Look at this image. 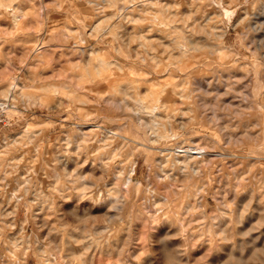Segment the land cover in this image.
I'll return each mask as SVG.
<instances>
[{
    "label": "rangeland",
    "instance_id": "374dc122",
    "mask_svg": "<svg viewBox=\"0 0 264 264\" xmlns=\"http://www.w3.org/2000/svg\"><path fill=\"white\" fill-rule=\"evenodd\" d=\"M149 33L190 36L199 45L182 57L156 39L153 49L142 46ZM253 53L264 64V0H0V264H161L153 241L162 232L146 219L160 195L171 204L163 264L237 263L227 243L189 250L184 221L176 220L181 213L193 234L202 224L211 231L231 228L264 245V185L249 176L264 172V161L232 156L251 148L248 140L227 147L255 124L228 119L246 107L254 81L245 69ZM99 58L124 65L102 75L87 72V63ZM118 84L147 99L166 84L185 98L169 103L174 117L137 121L106 98L112 90L122 95ZM209 106L228 111L210 121ZM181 150L197 156H186L184 168L172 162ZM182 169L183 184L164 180V171ZM73 186L78 190L70 192ZM181 200L187 212L178 211ZM217 209L231 215L216 216ZM125 215L130 224L109 236ZM70 247L78 255H67ZM262 253L248 264H264Z\"/></svg>",
    "mask_w": 264,
    "mask_h": 264
},
{
    "label": "clouds",
    "instance_id": "9594fccd",
    "mask_svg": "<svg viewBox=\"0 0 264 264\" xmlns=\"http://www.w3.org/2000/svg\"><path fill=\"white\" fill-rule=\"evenodd\" d=\"M200 2H203V0H200ZM210 2L215 3L216 0H210ZM245 2H247V0H245ZM233 3H235V0H233ZM5 7H7V5H5ZM225 27H227V25H225ZM240 59H244V57L241 56ZM262 68H264V64H261L260 58L257 57V54L253 53L251 57V63L245 69L248 72V76L251 77V79L254 81V84L249 85L250 91L248 96L244 98L246 107L233 111L228 116L230 123L241 120V118H251L249 123H251V120L255 121L253 128L258 127L261 129V131L255 137H251L248 133L249 131L253 130V128H249L248 125H245L243 137H240L238 140L229 139L227 147H236L243 140H248L252 143L251 148H245L239 154L235 152L232 153V156L236 157V159L239 161H246L251 158H255L258 161H264V72L261 71ZM220 111L228 110L213 109L211 106L207 107L206 112L212 113V115L208 119L210 121H215L216 116ZM237 126L239 127V125ZM229 135H231L230 132ZM90 143H92V141H90ZM218 148L219 145H216L214 147H210L207 150L213 151ZM259 167L261 169H264V164H260ZM249 176L251 177L250 182L264 185V172H261L259 175H253L252 173H249ZM93 187L95 188L97 186L93 185ZM77 190L78 189H76L75 186L69 189L70 192H75ZM261 190L264 191V187H262ZM165 206H171L167 200H165ZM221 207H223V205H221ZM187 211L188 209L186 208L185 212ZM215 215L230 216L231 213L217 209ZM190 218L191 217L189 214V219ZM209 219H215V216ZM176 220L178 223L184 221V223H181V228L183 229V240L185 246L189 250H191L196 245L203 246L204 244L211 242H217L220 244L227 243L230 247V254L234 255L239 260L240 264H248V261L251 259L254 253L258 252L261 249H264V245L260 244L259 241L253 243L254 238L246 237L242 233L234 232L231 228L224 229L223 231H211L202 224L195 230V234H193V231L185 227L186 221L183 213L177 215ZM150 223L151 221L149 222V225ZM129 224L130 220L128 216H123L115 224H113L112 229L111 231H109L108 235L110 236L112 231H119L121 229V226ZM166 228H168L167 225L163 223H157L155 231L162 232V234L157 235L153 241V246L159 249L161 264H163L164 256L168 251L170 243L171 233L170 230H165Z\"/></svg>",
    "mask_w": 264,
    "mask_h": 264
},
{
    "label": "bare ground",
    "instance_id": "6f19581e",
    "mask_svg": "<svg viewBox=\"0 0 264 264\" xmlns=\"http://www.w3.org/2000/svg\"><path fill=\"white\" fill-rule=\"evenodd\" d=\"M3 1V0H2ZM5 4V3H4ZM214 4V3H213ZM107 5V4H106ZM209 8H212V7H209ZM28 10V9H27ZM224 10V9H223ZM154 14V12H153ZM157 14V13H156ZM154 16V15H153ZM108 17V16H107ZM126 19H129V17L127 15L124 16ZM142 17V16H141ZM149 18V17H147ZM157 18V17H155ZM131 19H136L134 16H131ZM140 19V18H139ZM145 19V18H144ZM143 19V20H144ZM116 20V19H115ZM150 20V19H148ZM154 20V19H152ZM151 23V22H150ZM216 23V22H215ZM217 25V24H216ZM15 26V25H14ZM93 26V25H92ZM148 26V25H147ZM201 26V25H200ZM176 27V26H175ZM109 28V27H108ZM152 30V29H151ZM179 30V29H178ZM141 33V32H140ZM147 33V32H145ZM166 33V32H165ZM142 35V34H141ZM144 38V41H141L143 42L142 43V46L143 44H146L148 42V45L150 48H154V43H153V40L156 39L157 40V44L162 47L163 49H167L169 47H176L178 49V53L180 56H184L185 57V53L187 51V49L191 48V49H197L198 48V42L197 41H194L190 36H185L183 35L181 40H176L174 37H171V36H168V34L164 37L162 35H159L157 33H149L148 35H143L141 36ZM258 37V36H257ZM61 38V37H60ZM71 38V37H70ZM156 40L154 42H156ZM141 45V44H140ZM61 46V45H60ZM64 46V45H63ZM157 46V45H156ZM127 47V46H126ZM206 47V46H205ZM89 48V47H88ZM147 48V47H146ZM151 49V50H152ZM157 49V48H156ZM155 49V50H156ZM141 50V49H140ZM143 50V49H142ZM165 51V50H164ZM211 51V50H210ZM140 52V51H139ZM151 52V51H150ZM154 52V51H153ZM168 52V51H167ZM166 52V53H167ZM145 53V52H143ZM147 53L149 52H146L145 54L148 55ZM155 53V52H154ZM144 54V55H145ZM169 54V52H168ZM167 54V55H168ZM191 54V53H190ZM193 54V53H192ZM191 54V55H192ZM102 55V54H101ZM125 55V54H124ZM136 55V54H135ZM141 55V53H140ZM143 55V56H144ZM166 55V56H167ZM171 55V54H169ZM190 55V56H191ZM219 56V55H218ZM139 57V55H138ZM153 57V56H152ZM186 57H188L186 55ZM144 58V57H143ZM142 58V59H143ZM170 58V57H169ZM96 59V58H95ZM112 59V58H111ZM145 59V58H144ZM88 60V59H87ZM161 60V59H160ZM193 60V59H192ZM124 65V63H121V65ZM120 65V62L118 61H115V60H106V59H103V58H99L97 60V62H95V64H92L90 62L87 63V72H89L90 74L91 73H96L97 75H102V73H106L105 71H111V70H119L121 69V66ZM184 65V64H183ZM90 66V67H89ZM180 66V65H179ZM204 67V66H203ZM115 76L111 77L112 80L109 82V86L113 87L114 86V83L117 81V79L119 78V76H117L116 74H114ZM166 76V75H165ZM190 76V75H189ZM170 77V76H169ZM168 78V77H167ZM170 78H168L169 80ZM84 80V79H83ZM174 80V79H173ZM138 81V80H137ZM78 82V80H77ZM84 83V82H83ZM133 83V82H131ZM137 83V82H136ZM128 84V83H127ZM167 84V83H166ZM165 84V85H166ZM164 85V87L161 88L160 90V93L155 96V98L153 99H147V98H144L142 96H132L130 94V92H128V88L127 87H123L120 86V84H118L116 86V90L117 92H121L122 95L121 96H118L114 90H112L110 93L107 94V99L113 103H115L116 105L120 106V107H125V109H128L129 110V115L132 116L133 118L137 119V121L139 119H142V120H145L147 122H152V120L154 121L156 118L160 119L161 117H169V116H172L173 114V117L176 116V113L174 112V110L172 109H169V103L175 101V100H182L185 98V93L182 91V90H175L173 88H167L166 86ZM179 85V84H178ZM14 86L13 83H10L3 91H2V96L4 97V99L6 100L8 98V95L10 94V90L11 88ZM64 86V85H63ZM131 86V85H130ZM65 87V86H64ZM114 89V87H113ZM187 89V88H186ZM1 91V90H0ZM150 91V90H149ZM189 91V90H188ZM144 92V91H143ZM188 93V92H187ZM74 95V94H73ZM83 99L85 96H82ZM81 97V98H82ZM99 99V98H98ZM1 101V100H0ZM52 103V102H51ZM175 103V102H174ZM183 103V102H182ZM1 104H5V102H1ZM158 107H161L160 111H156V109ZM73 108V107H72ZM178 108V107H177ZM182 108V107H181ZM105 109V108H104ZM115 109V108H113ZM175 109V107H174ZM179 109V108H178ZM102 110V109H101ZM108 112V111H106ZM188 112V111H187ZM185 113V110L184 109H181V115H183ZM109 114V113H108ZM107 115V114H106ZM180 115V116H181ZM187 116V115H186ZM131 118V117H130ZM184 118V117H183ZM192 118V117H191ZM177 119V118H176ZM181 119V118H180ZM132 120V119H131ZM182 120V119H181ZM95 121V120H94ZM140 121V120H139ZM144 121V122H145ZM165 121V120H164ZM171 121V120H170ZM180 121V120H179ZM117 122V121H116ZM156 122V121H154ZM111 123V122H110ZM149 124V123H147ZM181 124V123H180ZM77 125V124H76ZM78 127V126H77ZM95 127V126H94ZM82 128V127H81ZM125 128V127H124ZM79 129V128H78ZM82 130V129H81ZM170 130V129H169ZM105 131V130H104ZM112 133V132H111ZM102 134V133H101ZM106 134V132H105ZM102 136V135H101ZM163 136V135H162ZM104 137H100V140L103 139ZM154 139V138H153ZM104 140V139H103ZM152 140V139H151ZM165 141V140H164ZM151 143V142H150ZM189 147V146H188ZM188 147L186 149H188ZM191 148V147H190ZM189 148V149H190ZM127 149V148H126ZM195 148H193L194 150ZM161 150V149H160ZM170 150V149H168ZM191 150V149H190ZM197 150V149H196ZM167 151V150H166ZM176 151V150H175ZM178 151V150H177ZM134 152V151H133ZM168 152V151H167ZM179 152H182V153H179L178 155L175 156V159L173 158L172 159V162L176 163L179 165V167L181 168H184V165H185V160L187 157H195L196 155H194L196 152L194 151H189V150H181ZM206 152V151H205ZM122 154V153H121ZM115 155V154H113ZM164 155V154H163ZM120 156V155H119ZM123 156V155H122ZM187 156V157H186ZM60 157V156H59ZM197 157V156H196ZM112 159V157H110ZM115 158V157H114ZM193 159V158H192ZM191 159V160H192ZM122 160V159H121ZM135 161V160H134ZM131 163L130 164V171H135V163ZM168 161V160H167ZM48 163V162H47ZM85 163V161H84ZM60 164L63 166V167H66L67 166V161H60ZM159 164V163H158ZM157 164V165H158ZM187 164V163H186ZM117 165V164H116ZM173 165V163H172ZM175 165V164H174ZM69 167V165H68ZM165 167V166H164ZM173 168V167H172ZM168 170V168H166ZM177 169H179L177 167ZM92 170V169H90ZM153 170V169H152ZM163 170V168H162ZM188 171V170H187ZM165 173L164 174V180L166 182L168 181H171L173 183V181H181L183 180V178H185V171L184 169L180 170L179 172L177 173H173L172 172H166L164 171ZM97 174V173H96ZM159 175V174H158ZM71 177V176H70ZM79 177H81V175H79ZM161 177V176H160ZM162 179V178H161ZM108 181V180H107ZM110 181V180H109ZM160 181V180H159ZM184 181V180H183ZM185 182V181H184ZM163 184V183H162ZM170 184V183H169ZM176 184V183H175ZM183 184V182H182ZM187 184V183H186ZM153 185V184H152ZM164 187H166L164 185ZM181 188V187H180ZM186 190V189H185ZM156 191V190H155ZM176 191V190H175ZM184 192V191H183ZM127 193V192H126ZM178 196L180 197L179 195V192L177 193ZM174 195V194H173ZM185 195V193H184ZM214 195V194H213ZM26 196V195H25ZM168 195L166 196H162L160 195L158 198H154L153 202H152V207L155 208V212L152 213V214H149L148 217L146 218L147 220H151L155 225L157 223H163V224H166V222H168V217H167V212L170 210L171 206L168 207V206H165V200H167L170 204V199L167 197ZM207 196V195H206ZM29 197V196H28ZM177 197V196H176ZM178 197V198H179ZM136 198V196H135ZM43 199V198H42ZM64 200V199H63ZM207 200V199H206ZM172 201V200H171ZM111 202V201H110ZM48 203V202H47ZM52 204V203H51ZM103 204V203H102ZM171 205V204H170ZM174 205V204H173ZM177 208H178V211H181L183 209H185V204L182 202H179L177 205ZM97 207V206H96ZM163 209V210H162ZM242 215V214H241ZM212 216V215H211ZM13 217V216H12ZM162 219V220H161ZM201 221V220H200ZM5 222V221H4ZM182 222V221H181ZM133 225V224H132ZM23 226V225H22ZM106 228V227H105ZM196 228V227H194ZM133 230V229H132ZM166 230V229H165ZM19 231V230H18ZM113 232V231H112ZM77 235V234H76ZM83 236V235H81ZM53 238V237H52ZM113 239V238H111ZM149 239V238H148ZM52 240V239H51ZM62 241V240H61ZM61 241H60V245H61ZM87 241V240H86ZM128 241V240H127ZM15 242V241H14ZM28 242V241H27ZM53 242V241H52ZM91 242V241H89ZM21 243V242H20ZM88 243V242H87ZM38 245V244H37ZM55 245V244H54ZM92 245V244H91ZM114 247V246H113ZM27 248V247H25ZM122 248V247H121ZM40 249V248H39ZM85 250V249H84ZM119 252V251H118ZM79 253V250L78 248H73V247H70L68 248V254L69 256L73 257L75 255H78ZM31 254V253H30ZM80 255V254H79ZM148 255V254H147ZM159 256V255H158ZM45 257V256H44ZM51 260V259H50ZM67 260V259H66ZM92 260V259H91ZM91 260H89V263L91 264ZM41 261V260H40ZM71 262V261H70ZM236 264H240L239 260L236 259ZM88 263V264H89ZM221 264H233V262H231V260L227 261V263H221Z\"/></svg>",
    "mask_w": 264,
    "mask_h": 264
},
{
    "label": "built area",
    "instance_id": "2783aa9c",
    "mask_svg": "<svg viewBox=\"0 0 264 264\" xmlns=\"http://www.w3.org/2000/svg\"><path fill=\"white\" fill-rule=\"evenodd\" d=\"M1 108V107H0ZM0 122H3V119L1 118V116H0Z\"/></svg>",
    "mask_w": 264,
    "mask_h": 264
}]
</instances>
